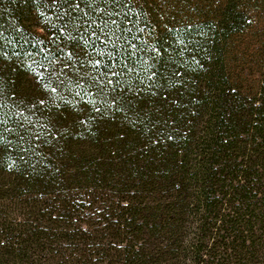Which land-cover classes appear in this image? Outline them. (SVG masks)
<instances>
[{
	"label": "trees",
	"instance_id": "1",
	"mask_svg": "<svg viewBox=\"0 0 264 264\" xmlns=\"http://www.w3.org/2000/svg\"><path fill=\"white\" fill-rule=\"evenodd\" d=\"M63 7L0 0V121L31 120L23 144L0 124V264H264V0H134L121 26L144 48L120 60L135 71L116 77L117 103L97 98V114L58 89L75 105L50 103L41 143L32 69L54 80L74 49L68 83L98 75L87 59L125 55L123 41L70 42Z\"/></svg>",
	"mask_w": 264,
	"mask_h": 264
},
{
	"label": "snow or ice",
	"instance_id": "2",
	"mask_svg": "<svg viewBox=\"0 0 264 264\" xmlns=\"http://www.w3.org/2000/svg\"><path fill=\"white\" fill-rule=\"evenodd\" d=\"M51 3L53 6H59L60 4L65 6L61 9V12L63 16H67L68 19L64 22L63 26L60 27L59 31L61 33L66 32L70 42H75L79 36L80 39L84 40L85 47H92V45L89 44L88 39H85L89 34L93 41L103 44L105 48L109 45L115 46L117 45V42L123 41V47H114L113 51L116 53L123 51L125 55L123 57L118 55L114 56L113 53L110 52L107 54L109 62H104L100 59H87V54L85 53L87 63L97 72L98 75L96 77H91L88 73L80 75L79 71H77L75 80L73 81L69 79L68 83H65L67 76L64 69L70 66L69 62H71L74 57L77 62H79V57L74 49L69 52L61 50V55L65 57L66 60H58V63L63 65L61 69L57 70L55 66L52 67L49 75L50 77H54V80L43 77L42 73L37 72L35 68L32 69L37 81L41 82L45 95L44 98L37 99L31 105V109L26 108L25 110L30 111L31 115L40 112L45 118L46 123L41 124L37 122L34 126L40 129L39 135H36L35 133H32L31 135V139L39 140L41 143L48 142L46 139L49 135L47 129L50 127H56L55 114L52 113L51 108L49 107L50 103L53 107L58 108L60 105L56 104V101L59 99L62 100L65 105L69 103L75 105V98L73 101L63 100L58 94V89L64 88L71 93L73 88H75V97H79L85 105H90L91 111L97 114L102 110L100 107H96L97 98L103 100L105 110L111 109L112 105L117 103L118 98L113 97L111 103H109L106 97L109 92L114 93L116 88L120 86L121 82L116 79V77L123 75L125 70L128 72L135 71L134 66L121 64L120 60L124 59L130 61L132 56H135L137 52L143 51L144 48L143 45H137L132 42L139 39L137 33L142 32L143 29L136 28V30L133 31L132 27L124 28L121 26L122 24L129 23V14L132 12L134 0H51ZM74 13L76 15H74ZM63 16L60 18L63 19ZM118 17H123V19H118ZM53 27L55 26L53 25ZM73 31L77 33V36L72 35ZM81 32L83 33V36L79 35ZM65 47H70V44L66 42ZM148 47H151V45ZM128 48H131L133 51L128 52ZM93 51H96V49L93 48ZM152 52L155 58V55L157 54L156 49L152 48ZM99 55L103 56L104 53L100 52ZM151 68L152 65H147L144 70L147 71ZM155 75L156 72H152V76ZM176 75H179V73H176ZM86 76L88 77L87 80L84 78ZM61 77H64V79ZM45 79L48 80L47 83H43V80ZM81 85H84V87L81 88ZM92 89H95V91L93 92ZM15 95L16 93L13 92V96ZM8 100L9 98L4 95L3 89L0 88V109L7 107ZM22 103L23 101H21V104ZM12 104L19 109V105H17L15 101H12ZM45 110H47V112ZM116 110L120 111L121 109L118 106ZM16 115L21 118L14 122L13 127L7 126L8 123H10V121L7 120L0 121V124L4 125L3 133L17 136L19 142L23 144L25 142V135L29 134V129L25 127V121L31 124V120L29 117L23 116L22 112L19 110ZM80 123H83V121H80ZM4 140V135L0 133V142H3ZM7 143L11 145V141H8ZM21 159H23V157H21Z\"/></svg>",
	"mask_w": 264,
	"mask_h": 264
}]
</instances>
